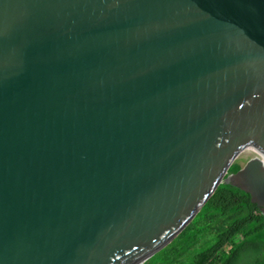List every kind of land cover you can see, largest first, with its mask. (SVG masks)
<instances>
[{"label": "water", "instance_id": "water-1", "mask_svg": "<svg viewBox=\"0 0 264 264\" xmlns=\"http://www.w3.org/2000/svg\"><path fill=\"white\" fill-rule=\"evenodd\" d=\"M222 184L264 216V0H0V264H146Z\"/></svg>", "mask_w": 264, "mask_h": 264}, {"label": "trees", "instance_id": "trees-1", "mask_svg": "<svg viewBox=\"0 0 264 264\" xmlns=\"http://www.w3.org/2000/svg\"><path fill=\"white\" fill-rule=\"evenodd\" d=\"M253 206L248 193L222 184L194 220L206 247L194 257H182L188 260L184 264H264V216L252 213Z\"/></svg>", "mask_w": 264, "mask_h": 264}, {"label": "rangeland", "instance_id": "rangeland-1", "mask_svg": "<svg viewBox=\"0 0 264 264\" xmlns=\"http://www.w3.org/2000/svg\"><path fill=\"white\" fill-rule=\"evenodd\" d=\"M195 218L190 222V224ZM189 224V225H190ZM188 225V226H189ZM187 226V228H188ZM175 239V241L163 251L155 255L148 264H175L176 261H180V264L186 263L188 260H181L182 257H194L198 251L205 248V240L201 237V226L196 224V221L189 226ZM199 242V246L196 248V243ZM171 255L172 260L167 259ZM170 257V258H171Z\"/></svg>", "mask_w": 264, "mask_h": 264}]
</instances>
